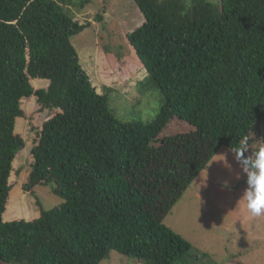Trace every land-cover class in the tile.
<instances>
[{
	"label": "trees",
	"instance_id": "trees-1",
	"mask_svg": "<svg viewBox=\"0 0 264 264\" xmlns=\"http://www.w3.org/2000/svg\"><path fill=\"white\" fill-rule=\"evenodd\" d=\"M89 1L0 0V260L100 264L116 251L143 264L183 262L192 245L166 216L221 147L247 138L250 148L264 126V0H134L145 21L124 34L129 55L104 50L124 78L145 69L160 89L149 123L120 121L80 62L71 38L87 24L69 7ZM35 79L49 83L35 88ZM32 96L53 114L23 186L38 211L17 219L28 215L14 186L25 146L15 126ZM37 185L64 202L43 209Z\"/></svg>",
	"mask_w": 264,
	"mask_h": 264
},
{
	"label": "rangeland",
	"instance_id": "rangeland-1",
	"mask_svg": "<svg viewBox=\"0 0 264 264\" xmlns=\"http://www.w3.org/2000/svg\"><path fill=\"white\" fill-rule=\"evenodd\" d=\"M212 1L217 3L219 0ZM69 12L75 20L87 24V28L74 35L71 41L97 92L109 94V107L114 115L122 122H151L163 103L160 89L155 83H148L145 69L124 78L105 52V48H111L123 58L129 55L124 34L145 21L135 1L108 0L102 12L100 0H90L83 9L72 6ZM32 81L35 88L47 86V83ZM22 109L24 117H21L20 124V118L16 120L15 128L24 137L25 146L16 155L13 173L16 179L14 186L23 192L28 215L17 219H30L38 209L34 197L26 193L23 186L29 178L31 149L41 125L53 112L41 109L35 96L24 98ZM254 135L259 138L249 148L251 151L263 142L264 126L258 127ZM227 161L232 164L231 170L227 168L230 167ZM237 172L239 169L233 162L230 149L221 147L166 216L165 224L192 245V253L177 264H264V216L252 217L247 212L240 199L245 182L242 177L236 178ZM224 181H228V189L221 187ZM34 190L45 210L64 202L52 193L50 185H37ZM203 253L207 256L199 257ZM0 264L12 263L0 260ZM100 264L143 263L113 251Z\"/></svg>",
	"mask_w": 264,
	"mask_h": 264
},
{
	"label": "clouds",
	"instance_id": "clouds-1",
	"mask_svg": "<svg viewBox=\"0 0 264 264\" xmlns=\"http://www.w3.org/2000/svg\"><path fill=\"white\" fill-rule=\"evenodd\" d=\"M230 152L239 169L236 178L242 177L245 182L240 199L252 217L264 216V147L258 148L253 154L248 148L247 138H244ZM227 163L230 166L227 168L231 170L232 164ZM221 187L228 189V181H224Z\"/></svg>",
	"mask_w": 264,
	"mask_h": 264
},
{
	"label": "crops",
	"instance_id": "crops-1",
	"mask_svg": "<svg viewBox=\"0 0 264 264\" xmlns=\"http://www.w3.org/2000/svg\"><path fill=\"white\" fill-rule=\"evenodd\" d=\"M34 82L37 83V84H39V83H47V85L49 83L47 80H42V79H35Z\"/></svg>",
	"mask_w": 264,
	"mask_h": 264
}]
</instances>
